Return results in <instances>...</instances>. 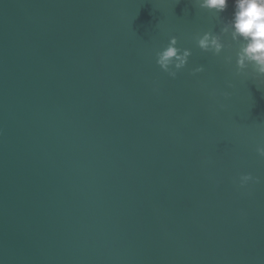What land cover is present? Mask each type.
I'll use <instances>...</instances> for the list:
<instances>
[{
    "label": "water",
    "instance_id": "obj_1",
    "mask_svg": "<svg viewBox=\"0 0 264 264\" xmlns=\"http://www.w3.org/2000/svg\"><path fill=\"white\" fill-rule=\"evenodd\" d=\"M231 14L0 0V264H264V78L196 39Z\"/></svg>",
    "mask_w": 264,
    "mask_h": 264
},
{
    "label": "clouds",
    "instance_id": "obj_2",
    "mask_svg": "<svg viewBox=\"0 0 264 264\" xmlns=\"http://www.w3.org/2000/svg\"><path fill=\"white\" fill-rule=\"evenodd\" d=\"M192 3L196 8L215 13L218 18V14L225 12L231 4V17L220 33H203L196 38L197 45L204 52L220 56L225 49L222 37L230 35L238 45L235 60L238 71L244 73L251 66L254 78H264V0H192ZM177 45V38L172 37L168 46L156 54L157 64L173 78L188 64L192 55L190 49L182 50ZM226 59L231 62L232 58L229 56ZM202 71L203 67L195 69V72ZM257 151L264 157V146L258 147ZM253 180L251 174L243 175L240 184L245 186ZM255 182L259 183V178H255Z\"/></svg>",
    "mask_w": 264,
    "mask_h": 264
}]
</instances>
